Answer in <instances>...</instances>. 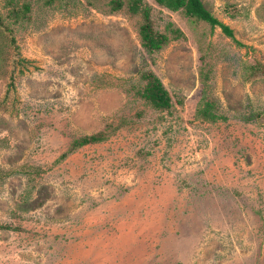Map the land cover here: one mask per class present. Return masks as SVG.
Segmentation results:
<instances>
[{"label":"rangeland","instance_id":"obj_1","mask_svg":"<svg viewBox=\"0 0 264 264\" xmlns=\"http://www.w3.org/2000/svg\"><path fill=\"white\" fill-rule=\"evenodd\" d=\"M121 1L0 0V264H264V0Z\"/></svg>","mask_w":264,"mask_h":264},{"label":"trees","instance_id":"obj_2","mask_svg":"<svg viewBox=\"0 0 264 264\" xmlns=\"http://www.w3.org/2000/svg\"><path fill=\"white\" fill-rule=\"evenodd\" d=\"M155 2L167 8L171 11H181L184 15L188 17H193L195 19L203 20L207 22L211 27L218 26L221 31L228 37H233L231 28L216 18L209 10H207L202 3V0H155ZM128 8L132 12H141L143 22L139 26V35L141 39V44L149 52L157 50L163 47L170 39L178 38L182 33L178 29H170L169 32L174 33L173 37H170L167 33L168 28L166 27L164 32L155 30L152 26L150 19L149 6L142 4V0H128ZM111 4L115 8H118L122 5L121 0H111ZM25 5V4H24ZM28 4L25 5V9H28ZM229 13V17L234 18L239 15V12L232 7ZM11 12L16 17L19 13L18 10H11ZM170 24H168L169 26ZM0 26H2L1 16H0ZM3 30L8 28L5 25L2 26ZM11 43H13V38H10ZM16 47V46H14ZM144 77H147L148 81L141 90V95L148 99L154 106L159 108H166L170 103V96L165 90L162 82L158 77L153 75L152 72H147L144 74ZM213 103L209 100L205 101L202 106L196 109V116L202 120L215 121L216 119H226V117L216 114L213 110ZM259 114V113H257ZM102 137L100 134H92L90 136H84L81 139L74 142V145H81L87 142H92L99 140Z\"/></svg>","mask_w":264,"mask_h":264}]
</instances>
